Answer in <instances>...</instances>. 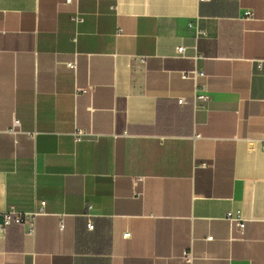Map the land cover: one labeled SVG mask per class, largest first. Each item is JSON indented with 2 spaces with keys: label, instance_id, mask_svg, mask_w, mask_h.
Returning <instances> with one entry per match:
<instances>
[{
  "label": "crops",
  "instance_id": "obj_1",
  "mask_svg": "<svg viewBox=\"0 0 264 264\" xmlns=\"http://www.w3.org/2000/svg\"><path fill=\"white\" fill-rule=\"evenodd\" d=\"M263 143L264 0H0V264H264Z\"/></svg>",
  "mask_w": 264,
  "mask_h": 264
},
{
  "label": "built area",
  "instance_id": "obj_2",
  "mask_svg": "<svg viewBox=\"0 0 264 264\" xmlns=\"http://www.w3.org/2000/svg\"><path fill=\"white\" fill-rule=\"evenodd\" d=\"M68 3H71L73 0H66ZM244 17L246 18H251L253 17V13L250 10H246L244 13ZM72 19L76 23H81L84 21V17L79 13H75L72 16ZM206 35V32L200 29H197V37L204 36ZM185 50L186 47L181 45L178 46L177 48V55L178 56H184L185 55ZM194 60H199L205 58L202 54L197 53L193 56ZM69 67H76L75 62H69L67 64ZM261 67V63H260ZM181 77L183 79H189L192 80L195 83V94L192 98V100H188L185 97H180L178 100V103L182 106L187 105L192 103L195 107H198L200 104H205L206 102L209 101L210 95L208 93V89L206 86L200 85L199 81L206 77V73L204 70L200 68H193L192 70H183L181 71ZM15 126H19L20 121L18 119H15L14 121ZM75 139L77 141L83 140L86 136L90 135V133L85 130L84 128L77 127L73 133ZM262 149L264 150V143L262 144ZM141 178H137L135 180V184L138 183V180ZM44 206H45V201L41 202V207L39 210L33 211V212H23L17 210L15 207H10L7 209L4 214H3V220L0 222V238H5L7 234V229L9 226L12 224H17L22 226L27 234L33 235L36 230V218L39 215L44 214ZM93 212H92V206L88 207V212L86 213L87 217V226L90 230L94 229V221H93ZM226 218L236 224V226L240 229V232H244L245 228V222L246 219L243 216L242 209H233L229 210L226 214ZM61 227H64L63 221H61ZM209 239H212V236L209 237ZM185 256L187 257L188 260L192 259V252L191 251H186Z\"/></svg>",
  "mask_w": 264,
  "mask_h": 264
},
{
  "label": "water",
  "instance_id": "obj_3",
  "mask_svg": "<svg viewBox=\"0 0 264 264\" xmlns=\"http://www.w3.org/2000/svg\"><path fill=\"white\" fill-rule=\"evenodd\" d=\"M0 219H1V221L3 220V215H0Z\"/></svg>",
  "mask_w": 264,
  "mask_h": 264
}]
</instances>
